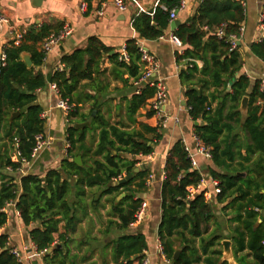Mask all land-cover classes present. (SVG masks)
<instances>
[{
  "label": "trees",
  "instance_id": "obj_1",
  "mask_svg": "<svg viewBox=\"0 0 264 264\" xmlns=\"http://www.w3.org/2000/svg\"><path fill=\"white\" fill-rule=\"evenodd\" d=\"M161 2L166 10L156 7L153 14L139 12L133 15L132 26L139 38H158L168 28L169 11L178 0ZM243 19L239 0H202L196 14L172 31L185 46L176 58L203 61L201 67L188 61L179 76L185 86L188 114L198 121L194 133L211 155V165L204 170L191 167L181 140L175 141L166 155L157 233L163 254L172 264H229L221 260L222 250L215 247L224 238L232 241L237 264H264V93L260 90L259 79L251 80L240 72V53L238 49L229 51L225 41L229 33H238ZM221 23H226L225 35L218 38L212 31ZM58 26L52 21L30 26L18 44L9 40L3 46L6 57L4 65L0 64V168L19 169L31 158L34 136L43 134L44 119L40 116L43 109L36 102V90L45 87L47 80L37 69L44 54L36 45ZM199 47H202L201 52L197 51ZM250 50L264 59V38L252 42ZM22 52L30 55V67L21 59ZM125 52L128 60H119V51H113L98 37L90 36L84 47L61 56L63 68L55 70L49 81L56 85L61 97L74 105L69 119L78 115L83 99L90 102L98 99L97 95L102 96L108 91L111 80L121 81L123 87L131 91L129 96L119 97V101L125 103L126 121L111 123L109 120L110 102L116 97L108 98L107 116L96 101L91 102L90 112L96 111L94 116L91 115L97 121L98 129L94 148L85 143L86 126L78 132V128L70 126L67 128L68 155L61 160L59 169H49L43 176L27 173L18 183L14 177L1 175L0 226L7 222V213L2 208L8 201L16 199L20 219L29 226V238L36 250L43 252L46 264L84 262L85 258L78 260L70 253L72 239L69 236L88 215L89 206L97 209L100 198L114 192L125 194L117 202H114V195L111 196L110 215L116 219L109 218L103 232L107 237L112 226L119 232L110 243L103 240L104 253L111 245L113 263L134 264L146 250L144 234L131 223L142 202L136 195L145 191L149 170L145 167L135 172L139 161L135 156L150 154L151 144L162 134L136 119L138 110L152 97L154 89L144 85L139 93L135 92L132 80L139 75L142 63L134 38L126 41ZM104 58L108 59L109 67L103 66ZM129 78L132 79L130 82ZM244 96L248 97V107L242 118L238 107ZM16 110L19 115L10 121V114ZM151 114L149 111L146 115ZM16 151L19 161L13 158ZM78 154L81 165L74 161ZM129 173L132 174L129 180L113 185ZM205 173L217 180L219 192L209 200L206 196L210 187L203 186L187 198V188L201 183ZM70 178L74 181H69ZM95 186L96 197L88 203L86 188ZM126 189H130V193ZM218 209L221 214L216 213ZM228 220L233 225L227 227L229 235L226 236L222 231ZM60 223L62 231L59 230ZM210 223L213 227L207 233L206 227ZM49 248L52 249L47 252ZM178 248L180 254L174 259ZM0 264H19L10 252L5 233H0ZM103 264H107L106 259Z\"/></svg>",
  "mask_w": 264,
  "mask_h": 264
},
{
  "label": "crops",
  "instance_id": "obj_2",
  "mask_svg": "<svg viewBox=\"0 0 264 264\" xmlns=\"http://www.w3.org/2000/svg\"><path fill=\"white\" fill-rule=\"evenodd\" d=\"M80 1L81 0H43L40 7H34L31 4V0H0V12L9 17L12 25L16 28H25L27 30L30 26H37L42 22L48 21L58 23V28L64 23H69L73 27V32L49 51L43 59L42 64L37 67V69L45 75L47 84L45 87L36 90V102L40 104L43 109V135L51 138L52 142L49 147L40 151L36 158L28 163L23 162L19 169L12 170L9 167L0 168V181L1 175H4L5 178L14 177L17 183L19 182L20 177L27 173H35L43 176L49 169H59L61 160L68 155L69 143L65 128H67L66 122H69V118L66 117L62 110L56 107L58 94L50 87L51 82L49 81L50 75L62 65L60 62L61 56L72 52L76 48L84 47L90 36L98 37L105 45L112 47L113 51H120L121 47L125 45L128 39H139L144 46L155 55L158 61L157 76L163 79L167 87L168 95V101L165 105V112L168 115V119L166 125L158 129V132L162 134V137L156 140L155 143L151 144L153 150L150 154H138L135 156L136 159H139L137 165H145L149 170L148 175L151 176L150 179L148 176L146 177L149 182L145 185V191L139 194L137 193L136 196H140L142 200L146 201L147 211L152 210L153 217L149 216L151 213L149 211V213H146V222L142 225L139 223L133 227H136L137 230H140L144 235L148 234L150 239L153 240L152 243H155L156 248L159 240L157 230L161 217V184L163 181V168L170 147L177 140L184 141V144L190 147L191 152L195 155L198 169L204 170L208 165H211L210 158L205 157L196 150L193 136L195 135L194 125H196L195 123L198 124V121H194L188 114L186 97L184 95L185 86L182 85L179 76V71L188 66V61L196 63L198 67L202 66L203 61L195 58H176L177 54L179 55L183 53L185 46L183 44L177 45L169 38L177 25L186 22L187 19L196 14L202 0H184L185 7L176 11V16L173 20L177 21L178 24L172 28V21L169 20V26L164 30L163 35L150 40L139 38L137 32L132 26V17L139 12L153 14L156 7L163 8L165 6L161 0H130L128 8L122 12L117 10L111 3H108L106 6H100L96 2H90L87 11L83 14L78 8ZM239 1L242 3L244 11V19L242 21L244 29L238 48L241 61L240 72L246 74L251 80L259 79L264 81V59H260L250 50V44L252 42H257L263 39L258 24L260 14L264 10V0ZM216 28L217 27L213 29V33ZM10 39L11 35L8 33L7 26L2 25L0 27V50ZM39 42L36 45L37 49L39 47ZM103 66H110L107 58H104ZM131 80V78L128 79L129 82ZM130 94L131 91L127 87H123L121 81H110L106 97H116V99H113L111 102V109L114 104L117 111L115 114L117 119H115V121H111L114 118H111L110 114L109 120L111 123L124 120L119 112V106L121 102H123L124 106L125 103L124 101L120 102L119 97H121V95L129 96ZM90 103V101H86L83 106H80L79 111L82 110L86 113L89 110ZM104 114L106 116L108 115L106 111H104ZM136 119L149 126H153L155 123L154 117L147 116L144 108L138 110ZM124 121H126V119ZM131 127H133V125H131ZM97 132L98 129H96L94 133L96 139H93L95 136L93 134L94 136L91 137V140H85V143L88 146H91V143H97ZM192 144L194 145L195 150H193ZM78 155L81 158V155ZM127 157H130V155ZM99 158L102 159L100 156ZM69 181L73 182L74 178H70ZM204 184L205 186L210 187V190L213 189L207 173L204 174ZM92 188H95L97 193V187L95 186ZM121 193L124 192H120L119 194L121 195ZM113 194L114 193L103 196L110 198ZM150 194L152 195L153 203L150 204L151 207L147 200V197ZM123 196L124 195H121L120 197L122 198ZM213 196L214 194L212 193L210 200ZM92 197H94V192ZM71 198L73 199L72 196ZM97 209L93 210L89 206L88 214L89 210L96 212ZM5 212L7 213V222L4 226H0V233H5L7 235L9 247H14L20 251L22 255L21 264H46L43 260V252L36 250V247L29 238V226L22 223L20 215L15 212V208L9 207ZM109 218L116 219L114 216ZM225 228L226 226L223 227V234L227 236L228 230ZM118 232L117 228L113 226L110 232L111 236H113L111 241L116 238ZM69 237L72 239L71 242H69L71 248L70 253L76 255L78 260L85 258L84 262H81V264H87L90 262H95L96 264L95 258H93L94 254H97L98 256L100 255L104 260L107 255V250L109 248L111 250V245H109L104 253L103 240L108 243L107 239H109V237L107 239L104 237L101 240L95 235H90L89 232L84 238L77 239L71 235ZM56 242H58L57 237ZM79 244L80 246H78ZM231 247L233 251L232 241ZM146 252H148L147 249ZM161 258L163 264H172L170 261H165L162 255ZM149 259L150 264H154V260L151 257H149ZM110 261L112 262L111 258Z\"/></svg>",
  "mask_w": 264,
  "mask_h": 264
},
{
  "label": "built area",
  "instance_id": "obj_3",
  "mask_svg": "<svg viewBox=\"0 0 264 264\" xmlns=\"http://www.w3.org/2000/svg\"><path fill=\"white\" fill-rule=\"evenodd\" d=\"M90 2H96L100 6H106L108 3H111L117 10L119 11H124L128 8V4L130 0H81L78 8L79 11L83 14L87 11L88 5ZM241 3V2H240ZM264 4V1H263ZM242 5V3H241ZM243 6V5H242ZM185 7V1L184 0H178V4L171 8L169 11V20L173 21L176 16V11L179 9H182ZM162 9L166 10V6H164ZM100 12V11H98ZM244 12V11H243ZM0 25H6L8 29V33L11 35V39L15 44H18L24 33L26 32L25 28H16L12 25L9 17L4 15L3 13L0 12ZM259 28L261 29V35L262 38H264V10L260 14L259 18ZM225 27L226 23H221L220 25L217 26V28L214 31V34L218 38H223L225 35ZM243 23L240 22L239 27H238V33H229L225 41L228 44L229 51L235 50L239 48V42L240 38L243 33ZM73 32V27L69 23H64L62 24L58 29L51 31L48 33L44 38L41 39L39 42V47L38 50L41 51L44 54V58L46 54L51 51L54 47H56L59 42L62 40L66 39L71 33ZM170 40L177 44L181 45V41L179 38L174 35L173 33L170 34L169 36ZM135 44L138 47V51L140 53V61L142 63V67L140 70L139 75L137 78L133 79V85L135 87V92L139 93L140 88L144 85H147L149 87H152L154 89L152 97H150L145 106L143 107L146 111V114L150 111L152 112L150 117H154L155 123L152 127H155L158 131L159 128L164 127L166 125V121L168 119V115L165 112V105L168 101V95H167V87L161 77L157 76L158 72V61L155 57V55L150 52L144 44L139 40L135 39ZM5 52L3 51V48L0 50V64L4 65L5 62ZM43 58V59H44ZM119 60H128L127 54L125 52V45L121 47V50L119 51ZM63 65H60L57 69L62 70ZM56 69V70H57ZM50 87L58 94V100L56 103V107L62 110V112L66 115V117H69L70 112L73 110V104H71L67 98L61 97L57 87L54 83L50 84ZM260 90L264 93V81L260 80ZM41 118L44 119V115L41 113ZM69 121V120H68ZM194 141H195V147L197 152L201 153L205 157L210 158V152L207 147L203 145V143L200 142V140L197 138L196 135L193 136ZM34 146L31 149V158L29 161L33 160L34 158L37 157L40 151L43 149L49 147V145L52 142V139L49 137H45L41 133H37L34 136ZM184 144V141H182ZM17 146V144H15ZM184 148L188 153V157L190 160V164L192 168H198V163L196 161L195 155L191 152L190 147H188L186 144H184ZM142 155V154H139ZM148 155V154H146ZM14 159L16 160H21L19 156V152L16 151L14 156ZM29 161H24L25 163H28ZM148 178L150 179L151 176L148 175ZM163 178H164V172H163ZM120 179V178H119ZM117 180V179H115ZM211 184L213 186V189L210 190V192L207 194V199L210 200L211 194L219 192L218 188V182L215 179H211ZM149 181L146 179L145 180V185H147ZM205 186L204 184V179L201 181V183L197 184L196 186H189L187 188L188 194L187 198H190L193 196L195 193H197L201 187ZM140 197V196H137ZM16 199L15 200H10L8 201L5 206L2 208L3 211H6L7 208L9 207H14L16 214L19 215V211L15 207ZM146 201L142 200L139 208L137 209L135 213V220L134 222L131 223V225H134L135 223H139L144 217H145V211H146ZM262 244L264 245V239L262 240ZM7 245H8V239H7ZM157 251L162 255L165 261L169 262V260L164 256L163 251H162V245L160 241L158 240V243L156 245ZM10 252L16 257L17 261L19 264L22 262V255L19 250H17L14 247H10ZM134 264H150V259L149 255L146 252V250L143 251V257L140 259V261L135 262Z\"/></svg>",
  "mask_w": 264,
  "mask_h": 264
},
{
  "label": "rangeland",
  "instance_id": "obj_4",
  "mask_svg": "<svg viewBox=\"0 0 264 264\" xmlns=\"http://www.w3.org/2000/svg\"><path fill=\"white\" fill-rule=\"evenodd\" d=\"M78 93H80V91H78ZM106 95H107V92L102 94V96L97 95L98 99L94 98L93 101L91 100L92 103L94 101H96L98 103V106L100 107V109L102 108L101 110L103 112L106 109L107 101L110 102L108 100V98L106 97ZM85 102L86 101L83 99V101L80 104V106H83V104ZM92 106L93 105L89 106V110L86 113H84L82 110H80L78 115H76L75 117L70 118L69 122H66V125H67L66 127L68 128L70 126L71 127L75 126L76 123L83 122V120H82L83 118H85V121H89L90 124L84 128L85 134H86V139L85 140H87V139L91 140V137L95 135L94 133L96 131L97 121L91 115L93 110L90 112V108ZM116 112H117L116 111V106H114V104H113V107L111 109L110 114H111V118L113 117L114 119L111 120V121H115V119H117L115 117ZM119 112H120V114L122 116V119L125 120L126 119L125 118V106H124L123 102H121V104L119 106ZM67 128H65L66 131H67ZM79 130H82V129H78L77 132ZM43 133H44V131H43ZM93 139H96V135L93 137ZM95 144L96 143H91V147L94 148ZM192 148H193V150H195V147H194L193 144H192ZM88 162H91V160H89ZM136 167H139V165L136 164ZM86 189H87L86 201L89 202L91 197H92V195H93V192H94V197H96V191H95V188H92V189L86 188ZM126 191L128 193H130L129 191H131V190L130 189H126ZM113 195H114V201H118L121 198L120 196L122 195V193L120 195L119 193L117 194V193L114 192ZM111 199H112L111 197L107 198L106 196H103L101 198V200H100V206L98 207L97 211L96 212H92V211L89 210L88 216L82 219V221L78 225V228L76 229V232L71 234V236L75 237L77 239L84 238V237L87 236V233L89 232L90 235H95L96 237H98V238H100L102 240L105 237V233L103 232V230L107 227L108 219H109V217H111L109 215L110 211L112 209V205H111V202H110ZM147 200H148L149 206H150V204H153L152 203V195L151 194L148 195ZM149 211L152 213V214L150 213L149 216L153 217L152 210H149ZM149 211H147V207H146L145 217L139 222V223H141V225L146 222V218H147L146 217V215H147L146 213H149ZM216 213L217 214H221L219 209L216 211ZM220 219H223V217H221ZM224 219L227 220L226 217H224ZM139 223H135L134 225H137ZM134 225H132V227ZM230 225H233V222L230 221V220L226 221V225H225L226 228L225 229L227 230V227L230 226ZM212 227H213L212 223H210L208 225V227H206L207 233L209 231H211ZM112 228H113V226H112ZM59 229L63 230L62 229V223H60ZM222 232H224V230ZM207 233H205L204 235H206ZM228 235H229V233H228ZM144 236H145V239H146V245H147L146 249L148 250L147 253H148L149 257H151L154 260V264H163L161 255L155 248V243L154 242L152 243L153 240L150 239L148 234H145ZM108 237H109V239H107ZM112 237L113 236H111V234H109L107 237H105V239H107L108 243H110ZM196 244L198 245V240H196ZM215 247L223 250L221 241H220L219 244L216 243ZM244 253L246 254L247 252L245 251ZM93 258H95L96 264H103L104 260L100 257V255L98 256L97 254H94ZM110 258H111V250L109 248L107 250V255H106L105 259H107V263L108 264H117V263H112L110 261ZM247 258H249V256ZM43 260H44V258H43Z\"/></svg>",
  "mask_w": 264,
  "mask_h": 264
},
{
  "label": "water",
  "instance_id": "obj_5",
  "mask_svg": "<svg viewBox=\"0 0 264 264\" xmlns=\"http://www.w3.org/2000/svg\"><path fill=\"white\" fill-rule=\"evenodd\" d=\"M42 1L43 0H31V4L32 6L34 7H40L41 4H42ZM178 24L177 21H172L171 22V27L174 28L176 25ZM2 25H0L1 27ZM198 52H201L202 51V47H199L197 49ZM21 59L25 62V64L30 67L32 65V61L30 59V55L27 53V52H22L21 53ZM247 107H248V97L247 96H244L241 101H240V106L238 107L239 111L241 112V115H242V118H244L246 116V112H247ZM96 113L95 110L92 111V115L94 116ZM19 115V111L16 110L14 112H12L10 114V117H9V120L12 121L16 116ZM90 124L89 121H83V122H80V123H76L75 124V127L78 128V129H83L85 126H88ZM197 124V123H195ZM74 161L80 165L81 164V158L79 155L75 156L74 157ZM142 168H145V165H141L139 167H136L134 169V171H138L139 169H142ZM244 174V173H243ZM132 177V174L129 173V174H126L124 175V177H122L121 179L117 180V181H114L113 182V185H118V184H121V183H124L126 182L127 180H129L130 178ZM125 193H122V195H124ZM221 244H222V256H221V260H226L229 262V264H237L235 259H234V255H233V251H232V247H231V241L230 239H227V238H224L221 240ZM52 248H49L47 250V252H49ZM180 254V248H178L175 252H174V255H173V258L174 259H177L178 256ZM134 258H136V256H134Z\"/></svg>",
  "mask_w": 264,
  "mask_h": 264
}]
</instances>
